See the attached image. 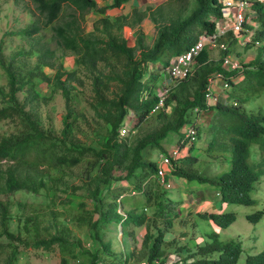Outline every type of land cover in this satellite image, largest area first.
Listing matches in <instances>:
<instances>
[{
  "label": "trees",
  "instance_id": "1",
  "mask_svg": "<svg viewBox=\"0 0 264 264\" xmlns=\"http://www.w3.org/2000/svg\"><path fill=\"white\" fill-rule=\"evenodd\" d=\"M28 1L32 5L24 7L36 18L11 34L27 39L29 49L5 57L0 44V65L8 76L7 85H0V122L13 126L0 133V264H18L29 248L57 249L61 264H71V260L78 264H132L164 258L172 246L167 233L177 214L170 209L173 200L169 191L154 178L158 163L153 155L155 151L170 155L165 144L168 136L178 132L183 138L186 133L182 129L189 125L197 130L196 140L190 153L173 160L175 174L218 188L223 200L231 204L256 203L253 193L264 177V105L255 112L249 111L247 104L264 98V4L260 0L253 5L259 22L254 29L255 42L260 44L249 46L257 47L255 58L241 61L240 69H225L222 64L228 52L221 51L220 59L215 60L210 49L204 48L195 58L192 75L170 83L159 109L156 81L172 56L186 51L202 33L213 34L216 22L211 17L223 16L221 0H172L191 8L187 14L179 11L176 17L172 5L144 10L134 7L117 16L107 13L135 0H111L103 6L98 0ZM92 13L99 19L93 30L87 31ZM146 18L157 30L152 45L145 44L140 29ZM125 27L138 28L134 46L124 35ZM19 54L36 56V62L27 66L17 60ZM69 54L75 57L72 69L63 61ZM157 64L162 66L159 75L150 70ZM47 68L54 73H48ZM215 71L227 79L241 78L230 80L226 94L208 107L205 91ZM43 83L52 95L61 92L65 99L66 114L59 133L45 126L39 110L41 101L50 99L40 90ZM86 85L90 87L87 107L80 108ZM196 108L206 114L214 112L206 125L211 127L207 147L201 145L200 152H196V144L204 123L196 122ZM133 115L136 123L132 126ZM203 153L210 157L208 163L216 166L202 170L199 158ZM213 167L221 170L209 176L206 171ZM15 192L43 199L17 203L11 199ZM138 194L141 199H131ZM118 201L126 216L118 213ZM14 205L16 213L11 210ZM146 209L154 217L152 221H147ZM200 216L223 228L237 219L235 212H204ZM263 216L264 208L246 215L253 223ZM163 220L165 227L159 223ZM115 223L121 224L124 236L132 237L134 228L145 224L141 247L123 256L115 252L106 237ZM73 226L87 228L90 247L73 235ZM179 250L186 253L184 264H238L244 252L240 242L223 241L216 232L195 248ZM245 264H264V250L249 254Z\"/></svg>",
  "mask_w": 264,
  "mask_h": 264
},
{
  "label": "rangeland",
  "instance_id": "2",
  "mask_svg": "<svg viewBox=\"0 0 264 264\" xmlns=\"http://www.w3.org/2000/svg\"><path fill=\"white\" fill-rule=\"evenodd\" d=\"M110 1L111 0H98V3L101 6L106 5ZM26 5L32 4L28 0H0V44H2L3 46L4 52L2 54L5 57H11V55L19 53V51H27L30 47L27 39H23L21 36L11 34V32L18 31L24 28L36 18L28 9H25L24 6ZM124 5L125 6L123 8L110 9L107 11V13H109L110 16H115L118 14L128 13L133 10L134 7L140 10H144L148 6L157 7L159 5H163L164 7H168L172 5V9H176V13H173V16L176 17L179 11L183 10L185 14H187L191 10L190 5H179L176 2H173L172 0H135ZM98 19L99 15L97 13H92L88 16V20L86 23L87 31L93 30V25ZM211 19H214V17H211ZM146 21L147 24L144 25V23H142L140 29L142 32V28L145 31H150V34L146 36V39L147 43L153 44L157 36L156 26L155 29L151 27L152 24H150L148 21H151V23H153V27L155 23L150 18H146ZM137 30L138 28L131 29L129 27H126L124 30V35H126V37L129 39L128 43L130 46H134L136 44ZM228 42L230 44L231 49L235 50L237 54L242 55V58L244 59H248V57H254L257 54V47H254L249 50L244 49L243 46L237 43L232 36L228 38ZM210 49H212V53L215 52L216 56L219 57L217 48ZM36 59V56H24L23 54H19L17 56V60L26 63L27 66L33 65L36 62ZM74 59L75 57L72 54L63 57L64 64L68 69H72L74 67ZM161 69L162 66L160 64H157L153 65L150 70L153 74L159 75ZM47 72L51 74L54 73V71L50 68H47ZM156 82L157 83L155 88L164 90L165 87L170 86V83H173L174 81L168 75L167 69H165L164 71H162L160 79ZM7 83V73L5 69L0 65V85H7ZM40 90L42 91L43 95H47L50 97L48 101H41V105L39 108L40 113L42 114L43 120L45 122V126L47 128L52 127L56 131V133H59V131L63 128V117L66 114L65 99L61 92H56L52 95L51 88L48 87L46 83L40 85ZM89 92L90 87H87L86 85L85 94L82 95V104L80 105V108L87 107L88 99L86 97L89 96ZM262 105H264V98H260L254 103L247 104V109L249 111L256 112L262 107ZM211 113L214 112L206 114V121L204 124L201 125V130L203 127V132L200 138V142H198V145L196 144V152H200L201 145V147H207L211 127L208 129V126L206 125L213 119ZM135 123L136 120L135 116L133 115L130 117V125L132 124L133 126V124ZM149 124L150 122L146 123L145 126L147 127ZM12 129L13 126L11 123L7 121L0 122V133L11 131ZM179 139L180 133H171L165 143L167 149L171 150L172 148H174L177 145V141ZM158 154L159 152L155 151L153 156L155 157ZM209 160L210 157L206 155V153H203L200 156L199 161L201 162L202 170H204L206 167L216 166L208 163ZM195 166L199 167L198 164H195ZM220 170L221 169L219 167H213L207 169L206 173L209 176H216L219 174ZM75 171L77 172V169ZM163 176L164 177H162V180L169 178L171 179V181L174 180L172 176L178 177V175L175 174L174 170H172L171 167L168 166V164L163 165ZM127 184L128 183L126 181L123 182L124 186H127ZM191 188L192 186H190V189ZM190 189L189 186L186 185V188L183 190V193H185L188 198L187 200H189L191 196ZM253 197L256 200V203L254 205L241 204L231 206L230 211L235 212L238 215V218L233 224L225 228L222 234L220 235L223 240H236L242 242L244 252L241 255L238 264H245L246 257L248 254L259 253L264 250V216L258 223L250 222L246 217V213H254L264 208V177L262 178L257 191L253 193ZM137 198L141 199V195L138 194L136 196L131 197V199L135 200ZM11 199L12 201H16L17 203L18 201L39 203L42 201L43 198L41 196L35 197L32 195H26L22 192H15L12 195ZM118 203L119 205L117 207V211L118 213H120V215L124 216V214L126 213L125 207L120 201H118ZM199 203L196 204V207L199 206ZM185 207L181 208L174 205L171 206V208H173V212L176 213L177 216H175L176 220L174 222L172 230H170V232H168L167 234V241H169V243H172V246L168 248V254L174 257H178L176 251L179 249V245H183V243H185L187 239L193 235L201 237L202 233L209 229L207 224L202 222L197 217L189 216L188 212L185 211ZM16 209L17 207L14 205L12 206L11 210L12 212L16 213ZM59 209L62 210L63 208L59 207ZM145 211L147 213V221H152L154 217H152L150 210ZM202 213L203 212H196L198 216H200ZM66 216H68L67 212L64 214V217ZM61 218H63V216H61ZM159 223L162 227L166 226V221L164 220L160 221ZM12 229L15 230L14 228ZM122 229L123 228L119 223L111 224L110 230L107 232L106 235V237L112 241V249L115 252L119 253L120 256H123L128 250L140 248L142 239L146 231L145 224L142 226H138L134 228L136 234L134 237H132L124 236ZM86 230L87 228L85 226L83 227V229H80L77 226H73V235H76L78 238H80L85 246L90 247L91 241L88 240V238L86 237ZM0 262H3V255L0 256ZM18 264H61V255L57 249L51 252H47L44 249L29 248L26 250V253L21 257ZM71 264L78 263L75 260H71Z\"/></svg>",
  "mask_w": 264,
  "mask_h": 264
},
{
  "label": "clouds",
  "instance_id": "3",
  "mask_svg": "<svg viewBox=\"0 0 264 264\" xmlns=\"http://www.w3.org/2000/svg\"><path fill=\"white\" fill-rule=\"evenodd\" d=\"M222 2H223V5H224V10H223V16L222 17H220V18H215L214 17V21L216 22L215 24H216V27H215V31L213 32V34H207V33H202L200 36H199V38H198V40L196 41V42H198L199 41V39L202 37V36H204V35H207V36H209V35H216L217 37H218V43L215 45V46H212V45H210V44H206L204 47H203V49L201 50V52L204 50V48H217L219 51H226V52H228V54H226V56H228V55H232L234 58H236V59H238V61L240 62V65H241V61H243V59L244 58H242V55H238V54H234L233 52H232V49H231V47H230V44H229V42H228V38L229 37H233L234 38V40L237 42V43H239L240 45H242L243 46V48L244 49H247V50H249L250 48L252 49V47H249V46H251L253 43H255L256 45H259L260 43H259V41H256L255 42V36H254V34H255V32H254V29H257L258 28V26H259V22H257V13L254 11V9H253V5H254V1L255 0H242V1H248L249 2V6L247 7V9L245 10V15H246V18H245V21H244V23H243V28H242V30L240 31V32H236V30H235V28H234V23H235V12H236V5H233V6H227V5H225V0H221ZM260 2H262L263 4H264V1L263 0H260ZM254 16V17H253ZM252 17V18H251ZM146 20V19H145ZM258 23V24H257ZM126 28V27H125ZM130 28V27H129ZM125 30V29H124ZM126 37V36H125ZM127 38V37H126ZM245 38V39H244ZM128 39V38H127ZM195 42V43H196ZM194 44V43H193ZM192 45V44H191ZM190 45V46H191ZM224 45V46H223ZM189 46V47H190ZM189 49V48H188ZM211 50V49H210ZM185 52V51H184ZM200 52V53H201ZM183 53V52H182ZM199 53V54H200ZM181 54V53H180ZM198 54V55H199ZM177 55H179V54H177ZM197 55V56H198ZM176 55H174V56H172L171 58H170V61H171V59L173 58V57H175ZM196 56V57H197ZM226 56H225V58H226ZM195 57V58H196ZM212 57V56H211ZM195 58H194V62H193V71H194V69H195V65H194V63H195ZM213 58V57H212ZM225 58H224V60H225ZM255 58V57H254ZM253 58V59H254ZM214 59V58H213ZM216 60V59H215ZM224 60H223V64H224ZM244 62H246L245 61V59H244V61H243V63ZM170 63V62H169ZM222 64V67H224V65ZM153 66V65H152ZM168 66V65H167ZM167 66L163 69V71L165 70V69H167ZM242 67V66H241ZM240 67V68H241ZM225 68V67H224ZM240 68H237V69H240ZM225 69H227V68H225ZM231 70H234V69H231ZM193 71H192V73H193ZM168 72V71H167ZM220 72H218V71H215L214 73H213V75L212 76H210L209 77V79L211 78V77H214V76H216V75H218ZM220 74H222V73H220ZM165 75V74H164ZM169 75V74H168ZM192 75V74H191ZM223 75V74H222ZM170 76V75H169ZM171 77V76H170ZM223 77L225 78V75H223ZM235 77H238V79L239 78H241V76L240 75H238V76H233V77H231L232 79H227V80H229V82H230V80H234V78ZM172 79V78H171ZM209 79H208V82H209ZM238 79H236V80H238ZM172 80H174V79H172ZM235 80V81H236ZM177 81V80H176ZM181 81V80H180ZM220 86H221V90H223V92L222 93H220V95H219V99H218V102H219V100H220V97L222 96V95H225L226 94V90H229V88L228 89H224L223 88V86L222 85H220L219 84V88H220ZM165 88H169V86H167V87H165ZM218 88V89H219ZM154 91H156L157 93H158V95H159V98L161 99V97H162V93H163V91L164 90H160V89H156V88H154ZM168 93V92H167ZM167 93L165 94V98H166V96H167ZM160 99H159V103H158V105H157V107H156V109H159V108H162L163 106H164V102H163V105H160L159 106V104H160ZM205 99H206V97H205ZM164 101H165V99H164ZM217 102V103H218ZM207 103V102H206ZM216 103V104H217ZM216 104H212V105H216ZM159 106V107H158ZM211 105H208V107H210ZM194 115H196L197 117H196V122L198 123V124H202V123H204V121H203V119L202 118H204L205 120H206V113L204 112V111H202L201 112V110H199L198 108H196L195 109V114ZM190 128H194L195 130H196V128L193 126V125H189V126H187V127H184L183 129H182V132H185L186 134H187V131L190 129ZM197 131V130H196ZM186 134H185V136L183 137V138H181L180 137V139L177 141V145L174 147V148H172L170 151H171V156L170 155H168V154H165V153H159L157 156H155L154 158H155V160H156V162L158 163V174L156 175V176H154V178L155 179H157V181H158V183L161 185V186H163L164 187V189H166V190H169V196L172 198V200H173V205L174 206H177V207H180V205L178 204V201H176L173 197H172V195H173V190H174V186H175V179H176V177L177 176H172L173 177V181H171V179H169V178H167V179H163L162 180V177H164L163 175H161L160 174V170H163V165L164 164H168V166L169 167H171V169L173 170L174 169V163H173V160H179V159H182L184 156H186L189 152H190V149H191V147H193L194 146V141L196 140V134H195V138L192 140V141H190L189 139H188V137L186 136ZM180 140H181V143H180ZM197 145H198V143H197ZM176 149H179L180 150V154L179 153H175L174 151L176 150ZM165 159H167L168 160V162H166V160ZM178 178H184V179H186L187 180V182H189V183H191V184H194V185H202V186H205L206 188H209V189H213V191L215 192V194H217V196L218 197H220V200H221V207L219 208V210L218 211H216V212H214V211H208V210H203V211H197V212H206V213H209V214H212V213H224V212H233V211H230V208H231V206H233V205H241V204H231V203H229V202H227V201H224L223 200V194H222V192H221V190H219L218 188H216V187H212V186H209V185H203V184H200V183H197V182H191V181H189L186 177H181V176H178ZM124 182V181H123ZM128 183V182H127ZM191 190H194V188L192 187L191 188ZM190 200H191V198H190ZM202 200H201V198L200 197H198V198H196L195 199V203L194 204H197V203H199V202H201ZM171 206L172 205H170V209H173V208H171ZM147 210V209H146ZM202 213V214H203ZM188 214H189V216H194V217H197L198 219H200L202 222H204V223H206L207 224V226L209 227V229L207 230V231H205V232H203L202 233V236L201 237H199V236H196V235H193V236H191V237H189L188 239H187V241L185 242V243H183V245H179L180 247H183V246H188V247H190V248H195L197 245H200V244H202V243H204L205 242V240L208 238V236L211 234V233H213V232H216L219 236L222 234V232H223V230L225 229V228H223V227H221V226H219L217 223H215L212 219H205V218H202L201 216H198L197 214H196V211H189L188 212ZM248 213H246V215H247ZM124 216H126V213L124 214ZM237 218H238V215H237ZM175 220H176V218L174 219V222H175ZM237 220V219H236ZM174 222H173V225H174ZM234 223V222H233ZM232 223V224H233ZM213 224H215L217 227H215ZM229 227V226H228ZM172 228H173V226L171 227V228H169V230H168V232H170V230H172ZM227 228V227H226ZM146 230V229H145ZM145 233H146V231H145ZM168 234V233H167ZM145 235V234H144ZM220 239L221 240H223L222 238H221V236H220ZM223 241H229V240H223ZM238 242H240L241 244H242V242L241 241H238ZM142 244V243H141ZM242 246H243V244H242ZM180 247H179V249H180ZM177 250L176 251V253H177V255H178V257H174V256H171V255H169V254H167L164 258H162V259H160V258H157V259H155L154 261H152V262H149V261H147V260H145V261H141L140 263H132V264H154L157 260L160 262V263H162V264H166V263H170V264H184L186 261L185 260H182V259H184V257L186 256V253L184 252V251H180V250ZM262 252V251H261ZM260 253V252H259ZM243 254V253H242ZM255 254H258V253H255ZM249 255V254H248ZM247 255V256H248ZM175 258H177V259H175ZM247 258V257H246ZM190 261H192V259L190 258L189 260H188V262H190Z\"/></svg>",
  "mask_w": 264,
  "mask_h": 264
},
{
  "label": "built area",
  "instance_id": "4",
  "mask_svg": "<svg viewBox=\"0 0 264 264\" xmlns=\"http://www.w3.org/2000/svg\"><path fill=\"white\" fill-rule=\"evenodd\" d=\"M225 5L227 6L236 5L234 28L236 32H240L243 28V23L246 18L245 10L249 6V2L248 1L242 2V0H225ZM207 43L212 46H215L218 43V37L216 35H212V36L204 35L199 39L198 42L192 44L189 47V49H187L185 52L173 57L167 66V71L168 74L171 76V78L180 81L189 77L193 71L194 58L201 52V50ZM223 65L227 69H237L241 67L238 59L234 58L232 55L226 56ZM236 79H238V77L234 78V80ZM219 84L222 85L224 89H228L230 86L229 80L224 78L223 75L220 73L214 77H211L209 79L208 86L205 91L206 102L208 105L216 104L218 102L219 95L220 93L223 92V90H221V86L219 88ZM168 90L169 88L164 89L162 93V97L160 99L159 106L163 105L165 94L168 92ZM195 134H196V130L194 128H190L187 131L186 136L190 141H192L195 138ZM174 152L180 154L179 149H176ZM165 160L166 162H168L167 159ZM160 174L163 175V170H160ZM154 264H162V263H160L157 260ZM166 264H170V263H166Z\"/></svg>",
  "mask_w": 264,
  "mask_h": 264
},
{
  "label": "crops",
  "instance_id": "5",
  "mask_svg": "<svg viewBox=\"0 0 264 264\" xmlns=\"http://www.w3.org/2000/svg\"><path fill=\"white\" fill-rule=\"evenodd\" d=\"M163 5H166V4H163ZM101 6H103V5H101ZM124 6L125 5H123L121 8H123ZM118 15H120V14H118ZM115 16H117V15H115ZM148 22L150 24H152L151 27L155 29V25L153 27V23H151V21H148ZM143 23H144V25H146L147 21L145 20ZM142 30H143V33L145 35V42H146L145 44L146 45H152V44L147 43V39H146V36H148V34H150V31H145L143 28H142ZM128 41H129V39H128ZM210 51H211V56L214 59H216V60L220 59L221 51L218 50V56L219 57L216 56L215 52L212 53V49ZM232 52L234 54H237L235 50H232ZM254 57H248V59H245V61L246 62L251 61ZM202 119L205 123L206 120L204 118H202ZM186 185L189 186V189H190V186H192L194 188V190L190 189L191 200H190V198H189V200H187L188 198H187L186 194L183 193V190L186 188ZM172 197L176 201H178V204L180 205L181 208L186 206L185 211H187V212H189V211H192V212L196 211L197 212V211H203V210L216 212L221 207L220 197H218L217 194H215L213 189L206 188L205 186H202V185L191 184V183L187 182V180L184 178L176 177ZM198 197H200L202 201L199 203V206L196 207V204H194V203H195V199ZM213 225L215 227H217L215 224H213Z\"/></svg>",
  "mask_w": 264,
  "mask_h": 264
}]
</instances>
